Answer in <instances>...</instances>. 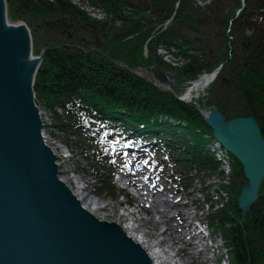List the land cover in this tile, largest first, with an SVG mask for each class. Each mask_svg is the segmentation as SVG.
Listing matches in <instances>:
<instances>
[{"label":"trees","instance_id":"obj_1","mask_svg":"<svg viewBox=\"0 0 264 264\" xmlns=\"http://www.w3.org/2000/svg\"><path fill=\"white\" fill-rule=\"evenodd\" d=\"M6 1L11 20L80 46H46L33 91L37 104L62 111L69 130L60 132L80 138L85 153L90 155L95 144L97 156L107 162L123 142L136 141L156 159L163 153L181 170L217 172L203 140L210 130L196 106L177 101L133 72L152 69L165 83L172 72L156 58L159 47L175 50L183 61L180 75L171 77L177 94L186 82L221 67L207 91L215 96L200 99L199 106L215 107L226 119L250 115L264 138V0H90L106 15L104 21L93 20L67 0ZM158 116L187 127L178 133L180 126L159 124ZM54 122L58 129L60 122ZM233 171L230 185L223 187L236 193L227 204L230 209L211 220L225 230L233 264H264V181L260 198L242 219L236 199L246 182L235 160Z\"/></svg>","mask_w":264,"mask_h":264},{"label":"water","instance_id":"obj_2","mask_svg":"<svg viewBox=\"0 0 264 264\" xmlns=\"http://www.w3.org/2000/svg\"><path fill=\"white\" fill-rule=\"evenodd\" d=\"M7 24L0 0V264H152L124 227L89 214L60 181L34 104L40 60L32 59L26 26ZM202 114L212 138L242 168L247 184L237 207L244 217L264 180L261 131L251 116Z\"/></svg>","mask_w":264,"mask_h":264},{"label":"rangeland","instance_id":"obj_3","mask_svg":"<svg viewBox=\"0 0 264 264\" xmlns=\"http://www.w3.org/2000/svg\"><path fill=\"white\" fill-rule=\"evenodd\" d=\"M71 2L73 5H76L81 10L85 11L93 20H106V15L103 13L101 9H99L96 6H93L90 2V0H67ZM206 3L200 4V6H204ZM8 12V9H7ZM240 11H237V13ZM13 24L16 23H24L22 20L17 19L11 20ZM38 32L36 34V38L34 39L36 45L35 48L38 50V53L41 54L44 52V48L46 46H58V45H66L69 47H76L80 48L79 45H75L73 43H69L66 38H56L51 36L50 34L45 32V29L37 28ZM80 36H82V33L80 32ZM77 38V35H75V39ZM72 45V46H71ZM34 51V48H33ZM34 54V52H33ZM35 56V55H34ZM156 58L158 61L163 63L164 65L162 68H164L168 72H172L169 76H166L165 83L166 85H169L172 87V79L171 77L174 74H179L180 71L178 70L179 67L182 66L183 61L181 60L178 55H176L175 50L166 51L165 49L159 47L156 51ZM142 70L140 74L144 76L143 78L148 79L152 82H159L160 81L155 77V73L152 69H146V68H139ZM146 73V74H145ZM186 86L184 85V91L186 90ZM183 91V92H184ZM181 92V93H183ZM199 98H205L208 96L210 101L212 100L214 94H208L206 91L199 94ZM223 103L224 101L221 100ZM37 104V103H36ZM186 104H192V103H186ZM198 104V103H197ZM227 104L224 103L223 111L226 112L229 110V107H226ZM38 109L42 113V122L44 123V136L50 135L52 127L51 125H54V121L52 119H49V115L44 113V108L40 104H37ZM198 109L200 111L201 116L203 117V112H207V110L202 109L198 104ZM210 109H216L217 108H210ZM56 112V111H55ZM57 113V112H56ZM62 115V113H59ZM187 125L183 124L180 126L182 129H186ZM51 128V129H50ZM50 129V130H49ZM49 130V131H47ZM47 131V132H46ZM55 129L53 130L52 134L54 133ZM56 132V131H55ZM176 132H180V130H177ZM70 133V132H69ZM49 143L52 146H49L47 142H45V145L49 147V149L52 151V153H55L56 155H59L61 158V161L58 160L55 162V164L62 165L61 169L62 171H66V174L61 175V171L58 169L59 177L61 180H72L75 185L79 183V186L84 187L90 195L89 199H93L96 202H98L101 206H106L105 209H103L100 212H97L96 214H91L92 216L108 221L110 223H120L118 220V216L122 214L127 213H137L140 211L139 214L136 215V217H129L128 223H133L134 227H139L140 230L146 233L147 235V243L149 245L152 244L153 234L156 233L160 235L158 238V241L167 240L170 238V241L168 245L163 246L161 248H158V251L162 254L161 264H192L191 260L188 258H178L176 257V254L179 250V246L176 244V239L174 235L175 228L173 227L172 223L166 222L165 224H159L154 225V223H160L161 222V214L154 210L153 206L157 203H152L151 199V190L155 189H162L161 192L164 193L163 195L166 197L170 204V212L171 215H177L178 212L175 211V208L180 207L178 210H180L179 213L186 214V221L187 223H193L197 218L203 219L207 221V219H210L212 217H217V214L219 215L220 211L225 209V205L231 199H233V196H229V192L225 191L226 183L222 181L221 175L223 176L227 175L228 171V163L230 164V156L227 159H224L225 163H221V168L223 167V171L225 173H220V169L215 171L211 170H198L194 167H192L189 170H181L179 167H177L176 163L172 161L171 159L164 158V154L160 153L158 156L163 162V166L161 163H155L156 156L154 157L149 153V151L143 147L142 145L138 144L139 142L133 141V145H130V147L138 152V155L133 156L132 153L128 151H121L117 155H114L115 160L110 162L109 164L103 166L104 162L101 161L100 158L97 156L98 149L96 148V145L93 144L90 149V155L89 150L85 153L84 149L85 143L78 138L77 136L71 135L66 138V135L62 132H58L56 136L51 137ZM114 141V139H113ZM129 141H127L125 144H127ZM56 151V152H55ZM58 152V153H57ZM218 152V150H217ZM54 155V154H53ZM66 155L71 156L70 158H66ZM121 155L126 157V166L125 169L122 168L124 161L121 158ZM132 155V157L130 156ZM96 157L98 158L96 160ZM165 159V161H164ZM138 162V163H137ZM224 164V166L222 165ZM140 166V167H137ZM115 166L119 167L116 169L115 174H113V168ZM147 166L149 169H147ZM151 167L157 172H151ZM161 168V169H159ZM120 170L130 172L134 175H132L133 179H131L128 175L123 174ZM151 170V171H150ZM158 171H161L165 174L164 177H160L157 175ZM118 174L116 175V173ZM233 169L230 171V174L232 176ZM124 175V176H123ZM178 179V180H177ZM131 184V188H128L127 185ZM65 185V184H64ZM105 185H110V188L108 189ZM230 183L228 184V186ZM69 190L73 189V187L70 185H65ZM78 186V185H77ZM225 187V188H223ZM70 190V191H71ZM148 190L147 197L144 196V192ZM124 191L127 193V197L129 198V201L132 200V203L130 204L129 209H125V203L127 200L125 198L120 197L121 192ZM160 192V194H161ZM222 192V194H220ZM82 207V206H81ZM148 207L150 210H152V214L150 216L147 215ZM83 208V207H82ZM125 209V210H124ZM162 208H159L161 211ZM149 213V212H148ZM180 217L178 219H175V226L180 223ZM217 219V218H216ZM137 220V222H135ZM218 221V220H217ZM213 223H216L213 222ZM126 223H121V225H125ZM137 224V225H136ZM184 224V223H183ZM185 226V224H184ZM196 227V224H195ZM205 230L204 235L211 234V237L215 236L216 238H220L221 240L225 241V238L223 237V233H225V230L220 227L218 224L215 226L212 224L211 228L203 227ZM214 228V229H213ZM168 229L170 231L168 234L171 235V237L166 236L164 231ZM195 231L197 232L198 229L195 228ZM210 242V243H209ZM206 242L205 244L209 246L210 248L213 247V244H211V241ZM226 242V241H225ZM135 243V242H134ZM137 244V243H135ZM206 260H208L209 264H233V261L231 259V256H226L223 253H216L213 251L209 252L207 257H205ZM219 259V260H216ZM196 264V263H194Z\"/></svg>","mask_w":264,"mask_h":264},{"label":"bare ground","instance_id":"obj_4","mask_svg":"<svg viewBox=\"0 0 264 264\" xmlns=\"http://www.w3.org/2000/svg\"><path fill=\"white\" fill-rule=\"evenodd\" d=\"M4 4H5V7H6V20H7V25L8 26H16L18 24H24V23H16V24H13V22H11L9 20V13L7 12V8H8V3L6 0H4ZM255 6L253 5V8L254 9ZM26 26V30L29 34V37H30V42H31V56H32V59L33 60H40V65L38 67V70L42 64V62L44 61V52H42L41 54H38V55H35L33 54V36H36L37 32H38V29L39 28L38 26H29L27 25L26 23L24 24ZM183 65V64H182ZM120 68H123L120 66ZM180 68V67H179ZM37 70V71H38ZM219 74V73H218ZM218 74L216 75V78L218 76ZM35 81V80H34ZM212 84V81H211V78L210 77H202L198 80H193V81H188L186 82L185 86L187 87L186 90L183 92V93H176V92H172L171 94L176 98L177 101L179 102H182V101H185V102H189V103H192L194 105H196L199 101H200V98H199V94L200 93H203L204 91H210L212 90L211 88V85ZM32 90H33V87H32ZM34 93V91H33ZM34 99H35V96H34ZM36 100V99H35ZM42 106V105H41ZM35 108L38 109L37 107V104L35 105ZM44 108V107H43ZM39 111V117H40V120L42 122V116H41V112L40 110L38 109ZM57 112V113H56ZM52 110V111H48L44 108V113L48 114L49 115V119H52L53 121H58L60 122V125L57 129L56 125H55V122H54V125H51L52 129L54 131V133L52 134L53 130H51V132L49 133L50 135H52L51 137H54L56 136V134L58 132H60V130H67L66 132H68L69 130V126L67 124H64V117L63 115H60L59 113H62V111L60 110ZM246 116H250V115H246ZM160 116H158L157 118H159ZM252 117V116H251ZM253 118V117H252ZM254 119V118H253ZM66 123V122H65ZM43 124V129L41 131V136H42V139H43V142L45 144V142H47L50 145L49 141V135L47 136H44V123L42 122ZM177 125V121H175L174 123V126ZM51 129V128H50ZM49 129V130H50ZM47 130V131H49ZM46 131V132H47ZM70 135V134H68ZM50 137V138H51ZM52 147V146H51ZM49 148V147H48ZM56 152V151H55ZM58 153V152H57ZM54 156L56 157V161L60 160L61 161V157L59 155H56L55 153H53ZM110 153L108 152L107 153V157H109ZM228 160V159H227ZM57 167L58 169L60 170L62 165L60 164H57ZM161 169V168H159ZM61 172V175H64L66 174V171H62L60 170ZM156 170L154 169L152 171L155 172ZM132 173H129V177L132 178ZM158 176L160 177H164L165 174L161 171H158L157 173ZM60 179V177H59ZM61 180V179H60ZM178 180V179H177ZM62 183L65 184V185H70L73 187V189L70 191L72 193V195L75 197V199L80 203V205L83 207V209L85 211H87L89 214H96L97 212H100L102 211L103 209L106 208V206H101L98 202H96L95 200L93 199H89L90 195L89 192L84 188V187H81L79 186V183L77 185H75V183L72 181V180H62ZM162 189H158V190H155V189H152L150 194H151V199H152V203H157L156 205L154 204L153 208L154 210L158 211L160 214H161V222L159 223H154L153 221V224L155 225H159V224H165L166 222H169V223H172L173 224V227L175 228L174 230V235H175V239L177 240L176 241V244L179 246V250L176 254V257L178 258H188L191 260V263L194 264H209L208 260L205 259V257H207L208 253L209 252H212V249L214 252L216 253H223L225 256L226 254L231 256V259H232V255H231V247L229 246V243L226 241V238H225V234L223 235V237L225 238V241L224 240H221L220 238H216L215 236H213V238L211 237V234H207V235H204L202 232L200 231H195V224H199L201 225L202 227H207L208 229L211 228L212 224H214L215 226H217V221L216 223H213L215 221H212L210 219H207L203 221V219H200V218H197L193 223H190L186 221V214H181L179 213L180 210H178L180 207H177L175 208V211L178 212L177 215H171V212H170V204L168 202V200L166 199V197L163 195L164 193L161 192ZM161 192V194H160ZM231 194H234V196L236 195V193H233V191H230ZM147 194H148V190H146L144 192V196L147 197ZM229 196H231L229 194ZM239 196V194H238ZM237 196V197H238ZM232 203V199L229 201V205H231ZM228 202L226 203L225 205V211H229L230 207L227 206ZM126 207L125 209H129L128 204H124ZM164 208V209H161V211L159 210V208ZM251 209V208H250ZM147 215L150 216L152 214V210H150V208L148 207V210H147ZM227 211V212H228ZM250 211V210H249ZM139 212L137 213H127V214H122L120 216H118V220H119V224L117 223H113V224H116V225H119V226H122L124 227V233L127 237L129 238H132V241L137 243V244H141V248L146 252L147 256L149 257V259L152 261V264H161V259H162V254L160 253V251H158V248H161L163 246H167L168 243L170 241H174V240H170V238H168L167 240H163V241H158V238L160 237L159 234L156 235L153 234V239L151 240L152 241V244L149 245L146 241L147 239V235L146 233H144L143 231L140 230V226L139 227H134L133 223H128V218L129 217H136L137 214H139ZM240 213V211H239ZM249 213V212H248ZM247 213V214H248ZM246 214V215H247ZM246 215L244 217H241V214H240V217L242 219H244L246 217ZM178 217H180V223L177 224L175 226V219H178ZM135 222H137V220H135ZM121 223H126L125 225H121ZM185 226H184V224ZM137 225V224H136ZM214 229V228H213ZM170 231H168V229H166L164 231L163 234H165L166 236H170V234H168ZM208 241H211V244H213V247L210 248L209 246H207L205 243L208 242ZM216 260H219V259H216Z\"/></svg>","mask_w":264,"mask_h":264}]
</instances>
